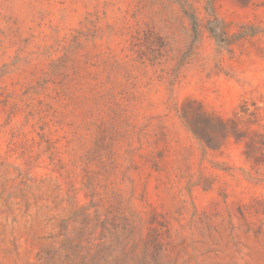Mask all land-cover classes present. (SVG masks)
I'll return each mask as SVG.
<instances>
[{"label":"rangeland","instance_id":"obj_1","mask_svg":"<svg viewBox=\"0 0 264 264\" xmlns=\"http://www.w3.org/2000/svg\"><path fill=\"white\" fill-rule=\"evenodd\" d=\"M0 264H264V0H0Z\"/></svg>","mask_w":264,"mask_h":264},{"label":"trees","instance_id":"obj_2","mask_svg":"<svg viewBox=\"0 0 264 264\" xmlns=\"http://www.w3.org/2000/svg\"><path fill=\"white\" fill-rule=\"evenodd\" d=\"M242 6H248L251 4L252 0H236ZM190 20L192 21L193 26H197V20L194 14L188 13ZM195 30V28H194ZM210 31L218 37L221 41H226L228 32L224 29L223 24H219L218 27L210 28ZM245 37V31L240 33L233 34V37ZM191 115L190 119L187 117V114ZM184 120L188 124L190 131L192 134L206 146L211 148L212 150L220 149L226 139L229 137L232 132L228 129V125L224 120H219L218 125L216 126L213 122V119L209 116V114L202 110V108L192 110V112L184 111L183 115ZM261 137V136H259ZM219 143V146H218ZM258 143L252 141L248 144V148L256 147ZM258 150V149H257ZM248 157H250L248 152ZM253 158V157H252ZM255 162L259 163V157L255 158ZM157 217V215H154ZM158 225L161 227H165L163 222H158ZM164 234L160 232L158 229H151L150 233L147 236L146 242H144V247L146 253L152 248L153 252L151 256H155V259L158 257V253H160L164 247ZM137 247V246H135Z\"/></svg>","mask_w":264,"mask_h":264}]
</instances>
